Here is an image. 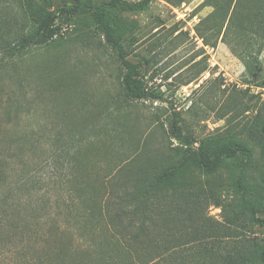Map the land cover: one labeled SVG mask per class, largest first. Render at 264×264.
<instances>
[{
  "label": "rangeland",
  "instance_id": "obj_1",
  "mask_svg": "<svg viewBox=\"0 0 264 264\" xmlns=\"http://www.w3.org/2000/svg\"><path fill=\"white\" fill-rule=\"evenodd\" d=\"M98 2L126 29L130 58L150 60L146 79L165 99L125 100L117 55L76 0H0V44L58 13L47 42L0 62V204L8 211L0 213V264H22L3 254V243L32 256L54 226L85 247L75 190L96 199L123 166L132 177V166L149 170L178 144L167 133L172 107L198 139H245L253 149L245 182L263 190L264 0ZM200 184L234 202L229 168L200 176ZM252 194L264 217V196ZM207 212L224 218L221 207ZM234 241L263 244L264 223Z\"/></svg>",
  "mask_w": 264,
  "mask_h": 264
},
{
  "label": "trees",
  "instance_id": "obj_2",
  "mask_svg": "<svg viewBox=\"0 0 264 264\" xmlns=\"http://www.w3.org/2000/svg\"><path fill=\"white\" fill-rule=\"evenodd\" d=\"M76 1L117 55L124 70L125 100H164L160 90L150 87L146 79L144 69L150 60L130 58L126 29L109 17L105 2ZM57 17V11L48 12L33 30L21 32L12 41L3 40L0 62L18 58L30 47L47 42L56 34ZM172 108L167 133L178 144L171 143L170 152L153 159L149 170L132 166L128 170L138 173L132 177L126 173L129 164L123 166L109 180L111 187L101 183L96 199L83 189L75 190L79 198L76 209L82 213H75L74 220L80 237H88L85 247L74 246L71 238L54 226L58 233L46 238L39 253L28 256L23 247L3 243V254L10 251L22 264H264V243L249 248L247 243L232 242L264 223L258 212L260 201L252 194L263 197L264 184L260 190L245 182L253 149L242 137L230 134L196 138L184 130L180 113ZM258 125L264 133V118ZM223 167L230 169L236 192L233 203L200 184V176H211ZM261 180L264 183V170ZM212 205L222 208L223 220L208 214ZM0 213H8L2 204ZM68 214L71 216V209Z\"/></svg>",
  "mask_w": 264,
  "mask_h": 264
}]
</instances>
